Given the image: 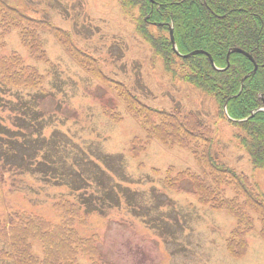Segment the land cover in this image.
Masks as SVG:
<instances>
[{
    "label": "rangeland",
    "instance_id": "1",
    "mask_svg": "<svg viewBox=\"0 0 264 264\" xmlns=\"http://www.w3.org/2000/svg\"><path fill=\"white\" fill-rule=\"evenodd\" d=\"M140 11V0H0V153L18 166L0 167V264L64 253L80 264H264V170L253 171L228 102L222 115L143 40ZM235 49L230 59L255 64L249 78L258 65ZM212 160L248 177L243 215L257 222L234 235L242 252L228 249L237 210L198 190ZM67 220L80 249L61 239Z\"/></svg>",
    "mask_w": 264,
    "mask_h": 264
},
{
    "label": "trees",
    "instance_id": "2",
    "mask_svg": "<svg viewBox=\"0 0 264 264\" xmlns=\"http://www.w3.org/2000/svg\"><path fill=\"white\" fill-rule=\"evenodd\" d=\"M140 2L141 20L145 22L140 25V21L137 30L143 40L166 61H170L172 57L176 58L177 71L180 72L179 65L187 71L183 78L177 75L179 79L194 85L203 95L211 97L216 104L220 105L222 115H224L225 104L228 102L231 124L240 131L237 138L241 139V144L247 150L253 167L264 170V111H260L264 106V0H140ZM148 17H150V23H148ZM19 18L35 24L28 16L19 15ZM150 20L155 25H164L159 28L167 31L168 34L170 29L173 30L181 55L203 50L212 56L216 67L212 66L207 55L190 59L178 57L174 53L170 35L155 38L153 33L148 31L151 27ZM154 24L151 25L155 26ZM235 47L251 53L258 65L257 72L249 78L246 76L252 73L255 64L244 55H232L228 67L227 55ZM170 74L173 78V72ZM197 120L201 122L198 118ZM197 120L194 119L193 122L199 125ZM203 127L206 128L205 125L197 126L198 134L205 133L201 129ZM7 156L8 154L0 153V167L4 170L7 162L9 169L5 172L12 173L18 169V166L10 165ZM9 157L15 156L9 154ZM212 162L207 171L203 172V181L198 190L201 194L212 192V197L217 195V199L211 201L214 208L229 210L231 213V210H237L235 213L237 229L232 232L228 249L233 252H242L245 250L246 241L236 240L235 236H244L254 228V220L251 219L252 222L249 224V220L243 215L244 211H249V205L241 198V193L244 196L247 195L248 177L227 165L221 166L214 160ZM254 186L257 188L258 196L262 197L258 187ZM228 187L234 189L233 198L227 195ZM201 197L207 201L210 200V197L206 195ZM257 206L264 209V198L263 202ZM259 218L263 225L261 234H264V215H259ZM32 220L37 221V218L33 216ZM68 221L70 220L65 222L66 228L61 239L66 242L67 239L72 238V242L68 244L71 248L80 249L81 245L76 242L80 238L76 235V229L72 228V223ZM40 223L46 224L45 221ZM246 230L248 231L245 233ZM52 243H55V239ZM83 244L86 248L91 245L87 239L83 240ZM12 251L14 252V249L10 250L13 255ZM62 251L64 248L60 250ZM13 256L20 262L17 264H24L21 263L23 262L21 258ZM32 258H36L34 260L38 262L37 257L33 255ZM77 260L64 253L54 256V259L52 255L49 264H80Z\"/></svg>",
    "mask_w": 264,
    "mask_h": 264
},
{
    "label": "water",
    "instance_id": "3",
    "mask_svg": "<svg viewBox=\"0 0 264 264\" xmlns=\"http://www.w3.org/2000/svg\"><path fill=\"white\" fill-rule=\"evenodd\" d=\"M150 1H151V0H150ZM170 36H171V42H172V44H173L174 50H175V52L179 55V52H178V50L176 49L175 39H174V36H173V33H172V32H171ZM232 53H241V51H239V50H237V49L232 50L231 53H230L229 56H228V63H229V60H230V55H231ZM199 54H203V52H194V53H192L191 55H189V56H185V57H187V58H188V57L191 58V57H193V56H195V55H199ZM248 57L252 60V57H251L250 55H248ZM210 61H211L212 65L214 66V63H213L212 58H210ZM256 70H257V69H255V71H254L253 73H255Z\"/></svg>",
    "mask_w": 264,
    "mask_h": 264
},
{
    "label": "bare ground",
    "instance_id": "4",
    "mask_svg": "<svg viewBox=\"0 0 264 264\" xmlns=\"http://www.w3.org/2000/svg\"><path fill=\"white\" fill-rule=\"evenodd\" d=\"M229 189H231V187H228ZM244 230V227L242 228Z\"/></svg>",
    "mask_w": 264,
    "mask_h": 264
}]
</instances>
